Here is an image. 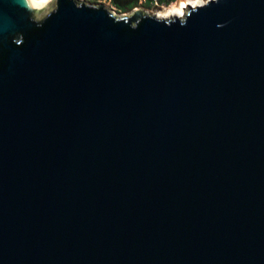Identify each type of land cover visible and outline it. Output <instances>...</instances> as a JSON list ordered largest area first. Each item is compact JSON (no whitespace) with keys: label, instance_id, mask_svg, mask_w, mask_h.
Listing matches in <instances>:
<instances>
[{"label":"water","instance_id":"1","mask_svg":"<svg viewBox=\"0 0 264 264\" xmlns=\"http://www.w3.org/2000/svg\"><path fill=\"white\" fill-rule=\"evenodd\" d=\"M56 1L0 0V264H264V0Z\"/></svg>","mask_w":264,"mask_h":264},{"label":"rangeland","instance_id":"2","mask_svg":"<svg viewBox=\"0 0 264 264\" xmlns=\"http://www.w3.org/2000/svg\"><path fill=\"white\" fill-rule=\"evenodd\" d=\"M78 3H83V4H86V5H90V6H96V7H99V6H104L106 7L108 10L116 13V15L118 16H132L134 11L133 12H130V13H127V14H120L116 8L113 7L112 3L110 0H76ZM144 1L145 0H142V5H140V7L138 9H140L141 11H143L146 15L148 16H155L157 17V15H159L160 13H163L166 9L170 8L171 6L173 5H177L180 0H176L175 3L171 4V5H154V6H151L150 8H146L144 6ZM204 3H207L209 0H202ZM56 6H57V1L56 0H51V3L48 4L46 6V8L38 13L35 17L37 20H42L44 17H46L47 14H49L50 12H52L53 10L56 9Z\"/></svg>","mask_w":264,"mask_h":264},{"label":"bare ground","instance_id":"3","mask_svg":"<svg viewBox=\"0 0 264 264\" xmlns=\"http://www.w3.org/2000/svg\"><path fill=\"white\" fill-rule=\"evenodd\" d=\"M29 2L32 8L40 13L51 3V0H47V2H44V0H29ZM202 5H205L203 1L197 3V0H180L177 5L175 4L157 15V18L162 20H170L175 17L184 18L190 7L196 8Z\"/></svg>","mask_w":264,"mask_h":264},{"label":"trees","instance_id":"4","mask_svg":"<svg viewBox=\"0 0 264 264\" xmlns=\"http://www.w3.org/2000/svg\"><path fill=\"white\" fill-rule=\"evenodd\" d=\"M113 7L116 8V10L120 14H127L130 12H133L134 10L138 9L140 5H142V0H110ZM176 0H145L144 6L146 8H150L154 5H171L175 3Z\"/></svg>","mask_w":264,"mask_h":264},{"label":"snow or ice","instance_id":"5","mask_svg":"<svg viewBox=\"0 0 264 264\" xmlns=\"http://www.w3.org/2000/svg\"><path fill=\"white\" fill-rule=\"evenodd\" d=\"M44 2H47V0H44ZM202 2V0H197V3H200Z\"/></svg>","mask_w":264,"mask_h":264}]
</instances>
